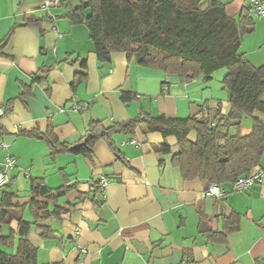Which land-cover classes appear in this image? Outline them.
Returning a JSON list of instances; mask_svg holds the SVG:
<instances>
[{
	"label": "crops",
	"instance_id": "crops-1",
	"mask_svg": "<svg viewBox=\"0 0 264 264\" xmlns=\"http://www.w3.org/2000/svg\"><path fill=\"white\" fill-rule=\"evenodd\" d=\"M219 1L230 17L246 6V0ZM79 5L80 0H61L45 9L41 0H0V41L13 24H21L0 50V103L5 110L0 116V168L6 157L15 160L8 175L18 204L29 201V177L50 189L65 183L75 187L57 201L67 212L38 222L49 224L54 237L41 236L36 226L28 234L37 248V264H264V151L258 183L243 191L226 183L219 186V196L211 197L200 180L182 178L170 163L171 154L156 152L163 141L158 133L114 134L116 152L100 139L91 160L68 152L52 155L44 139L21 133L52 127L60 141L75 143L90 122L109 126L140 110L186 118L204 101H221L222 111L227 109V93L221 88L225 69L209 80L180 83L124 53L113 54L110 62L97 61L86 25L73 24L67 16ZM26 19L41 23L23 24ZM241 51L253 65H264V17H254V30L245 36ZM79 73L86 78L73 86ZM38 75L42 79L36 81ZM121 91L133 92L135 99L123 103ZM73 102L84 108H69ZM251 122L243 119V134ZM166 141L174 152L175 139ZM100 176L108 179L102 192L96 189ZM231 214L239 216L238 228L222 236L224 219ZM23 218L32 220L29 210ZM201 222L213 236L200 231ZM16 226L15 221L3 226V233Z\"/></svg>",
	"mask_w": 264,
	"mask_h": 264
},
{
	"label": "trees",
	"instance_id": "trees-1",
	"mask_svg": "<svg viewBox=\"0 0 264 264\" xmlns=\"http://www.w3.org/2000/svg\"><path fill=\"white\" fill-rule=\"evenodd\" d=\"M67 16L73 24L86 25L99 62H110L113 54L124 53L128 60L160 70L180 83L199 77L209 80L215 71L225 69L221 88L227 93V109L222 111L221 101L214 105L204 101L196 114L186 118L140 110L134 117L109 126L90 122L87 133L75 143L60 141L52 127L44 133H21L44 139L52 155L68 152L90 160L100 139L115 151L114 134L158 133L163 141L154 147L156 152L171 154L170 163L182 178L198 179L206 189L210 184L233 183L259 168L264 151V65H253L241 51L245 36L254 30V17L247 6L237 17H230L219 0H80ZM29 23L40 25L41 19H26L23 24ZM18 25L13 24L0 41V50ZM85 78V74H77L72 85ZM41 79V75L35 76L36 81ZM120 99L126 104L135 99V94L121 91ZM246 117L252 120L251 129L243 134ZM168 137L175 139L174 152L166 141ZM9 182L10 178L0 186V264H37V248L28 234L36 226L41 236L53 238L51 226L38 222L67 212L57 201L75 187L65 183L50 189L41 179L29 177V201L18 204ZM96 189L100 191L98 183ZM25 209L32 220L23 218ZM238 220L236 214L225 218L219 234L235 231ZM13 221L16 228H8L4 234L3 226ZM200 231L213 236L206 222H201Z\"/></svg>",
	"mask_w": 264,
	"mask_h": 264
},
{
	"label": "built area",
	"instance_id": "built-area-1",
	"mask_svg": "<svg viewBox=\"0 0 264 264\" xmlns=\"http://www.w3.org/2000/svg\"><path fill=\"white\" fill-rule=\"evenodd\" d=\"M61 0H41L42 7L45 9H49L53 6L58 5ZM246 6L249 8L250 14L254 17H264V0H246ZM69 108L79 111L84 108L81 103H70ZM3 108L0 103V116L3 115ZM130 143L136 144L135 140H129ZM2 147H5V144H1ZM15 164V160L12 157H6L2 167L0 168V186L4 185L9 178L8 172ZM262 174V170L259 168L253 169L250 173L246 175L239 176L233 183L232 188L234 191H243L250 188L252 185L258 183L260 181V177ZM99 190L102 192L105 186L108 183V179L104 176H100L98 178ZM220 188L216 184H210L205 190V194L211 197H217L220 195ZM79 233L78 230L75 231V235ZM80 252L85 253L86 248L82 245L77 244L75 246ZM192 264V263H187Z\"/></svg>",
	"mask_w": 264,
	"mask_h": 264
},
{
	"label": "rangeland",
	"instance_id": "rangeland-1",
	"mask_svg": "<svg viewBox=\"0 0 264 264\" xmlns=\"http://www.w3.org/2000/svg\"><path fill=\"white\" fill-rule=\"evenodd\" d=\"M218 71H221V69H220V70H218ZM214 73H217V71H215Z\"/></svg>",
	"mask_w": 264,
	"mask_h": 264
}]
</instances>
